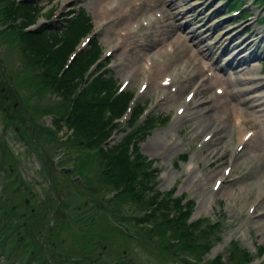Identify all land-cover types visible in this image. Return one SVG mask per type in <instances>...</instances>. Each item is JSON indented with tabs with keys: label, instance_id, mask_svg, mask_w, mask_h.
<instances>
[{
	"label": "rangeland",
	"instance_id": "rangeland-1",
	"mask_svg": "<svg viewBox=\"0 0 264 264\" xmlns=\"http://www.w3.org/2000/svg\"><path fill=\"white\" fill-rule=\"evenodd\" d=\"M92 1L95 0H71L68 3H63V0H0V87L6 86L1 79L2 75L11 78L12 83H18L19 92L24 96L23 104L26 107L38 106V114L34 123H31L37 126L41 138L40 147L44 149H40L41 153L37 151L38 148L30 143L26 129L22 130V135L27 143L24 141L20 149L8 134L0 133V157L4 153L10 158L8 165L14 170L13 173L0 175H5L0 178V194L4 196L0 201V209L12 208V205L16 208L24 207L22 199L28 197V190L34 191L37 198L40 197V191L25 179L26 175L29 179L36 174L37 163L43 164L44 180L48 178V168L53 169L49 176L53 181L48 193V205L56 203V200L60 201L57 209H53L52 217H64L71 221L90 212L94 206L95 221L104 215L110 227H113L112 233L104 234L101 230L109 227L104 221L103 225L97 224L94 228L101 236L94 234L87 237V241L80 242L79 239L77 243L74 239L71 242L73 245H69L70 242L68 245L64 243L62 253L53 256V250L48 256L50 264H78L76 250H87L92 245L96 247L97 240H101L104 245L110 242L106 250L98 249L101 252L98 260L101 264H107L113 256H117L114 260L124 261L125 264H264V115H260L264 113V0H241L237 7L241 10L235 14H232L234 9L230 6L232 0H163L164 6L158 5L156 10L150 11L148 4L152 2L148 3L147 0L145 5L146 0H132L135 15L132 24L135 26L129 27L131 32L136 33L137 26L141 28L138 34L147 32L145 27L148 19L152 23L161 18V13H172L155 22L158 27L169 23V29L172 27L173 30L168 36H164V45H155L145 52L147 57L136 62L141 67L139 74H135L136 68H126L123 64V59L130 57L129 53H125V56L120 55V52L125 51L128 46L111 50L110 45L117 44L119 40L113 35L114 30L103 25V20L94 11ZM124 1L114 0L108 8L121 9ZM22 2L26 3L23 4L26 8L22 7ZM166 5H171L168 10H164ZM32 8L37 10L33 11L28 25L23 14L29 13ZM122 9L125 11L129 6ZM247 14L248 18L243 20L242 17ZM125 20H131V16ZM125 20L120 19L119 22L125 23ZM71 21L73 33L68 36L62 25L69 26ZM80 23L82 27L79 26ZM156 25L152 28L153 24H150L148 31L158 28ZM118 26L114 28L117 29ZM35 28L43 29L42 34L35 35H39L46 44H49L54 32L59 31L62 33L61 38L69 46L74 45L83 53L81 73L70 72L67 75L70 76L67 80L77 88L68 90L66 95L62 90L55 91L60 81L59 72L65 65H60V60L55 58L42 60L34 56L28 47L27 34ZM178 35L186 39L193 50L198 48L202 54L198 56L201 65L200 69L196 68L199 77L194 83L197 86L202 83L208 90L205 96H197L200 101L197 107L201 112L205 111V117L219 126L218 133L214 135H210L206 129H196L200 117L189 116L174 124L178 104L166 103L157 98V89L163 86L162 81H166L167 74H155L154 71L151 74L148 65L151 59H156L164 63L173 74L180 73L186 67L185 54L170 63L167 58L163 60L160 56L163 53L169 56L172 54V47L168 42ZM226 36L232 38L227 39L229 47L225 49L223 45L226 44L222 40ZM87 37L90 39H86ZM130 38L127 39V44L133 43L134 37ZM242 41L249 43V46L243 52H238ZM250 52L255 57L249 60L248 71H233L227 67L234 55L242 57ZM97 53H100V62L90 66L97 60ZM74 55L71 53L69 57ZM70 59L72 58L67 59V63L72 61ZM203 65L205 67H201ZM3 68L6 72L2 73ZM191 71L193 72V65L186 70V76ZM98 76L110 83L107 90L111 95L127 93L131 96L135 93L136 103L148 112L147 120H144V115L137 117L135 107L127 109L118 122L103 112L105 121L108 120V127L113 128L112 135L107 138L102 133L98 137L78 132L71 117L65 122L67 112L73 110L71 100L77 95V91L92 83ZM184 77L183 75L182 78ZM194 83L184 89L181 96L190 93L195 87ZM181 84L176 83L170 94L175 93L174 89ZM219 90L222 92L219 93ZM235 90L240 92L236 95V101L228 97L229 92ZM24 91L27 93L24 94ZM6 92H11V88H6ZM226 99L229 104L240 101L241 110L238 112L244 114H237V117L233 116V119H228L225 123L227 113L215 111L213 107L227 101ZM17 112L10 116H16ZM243 121L258 127H240ZM62 122L65 123L63 127ZM18 127L21 125L18 124ZM240 128L245 135L248 134L249 142L238 149L237 135ZM170 138L176 140L175 148ZM90 140L92 145L88 147L86 144ZM203 148H208L215 154L219 152L218 156L228 150L227 157L218 162L215 170L216 178L223 177L219 188L214 184L213 177L209 178L212 169H209L208 164L216 158L210 154L206 161L203 160ZM80 152H84V155L80 154L81 158L74 161L73 156H78ZM121 152L128 157L129 162L137 154L143 162L151 160L153 168L150 169H158L160 172L157 178L151 179L147 184L149 191L146 194L156 197L159 193L167 203L168 210L155 213L150 222L145 217L152 209L138 204L127 193L115 195L120 188L113 187L101 175L103 170H107V164L111 163H107L109 157L113 158ZM58 155L61 157L59 163H52L49 158ZM12 157L20 160L23 168H27L26 172L14 163ZM80 161L82 163L79 164ZM55 164H58L57 169L53 168ZM3 168L7 169L6 162L0 160V172ZM68 168L71 170L67 174L64 170ZM46 186L47 182L43 187ZM146 194L142 191L143 200L146 199ZM123 200L125 201L122 202ZM84 202L87 204L84 205ZM46 203L47 201L42 200L43 205ZM72 210L75 212L69 214L68 211ZM170 219L177 222H170ZM161 224V232L156 233L155 227ZM83 227L84 223L75 226L76 236L83 235L80 234ZM125 231L127 236L123 234ZM34 233L36 234V230ZM14 247L12 245L11 250ZM10 251L6 250L5 254L9 255ZM17 252L16 250L10 254L7 260L0 259V264H20L22 258L18 261ZM28 253L27 250L24 251V254Z\"/></svg>",
	"mask_w": 264,
	"mask_h": 264
},
{
	"label": "flooded vegetation",
	"instance_id": "flooded-vegetation-1",
	"mask_svg": "<svg viewBox=\"0 0 264 264\" xmlns=\"http://www.w3.org/2000/svg\"><path fill=\"white\" fill-rule=\"evenodd\" d=\"M1 72H6V70L3 68ZM1 79L6 86L0 87V133H2V135L8 134L11 141L14 142L15 140V142L18 143V149H20L24 145V141H26V138L22 135V130L26 129V131L29 132L30 143H32L35 148H38L37 151L41 153L40 149L44 150L42 146L40 147L41 138L39 137L37 126L32 124L35 121V116L38 114V106L32 105L35 100L31 102V107H26L23 104L24 96L19 92L18 83H12L10 81L11 78L8 79L4 75L1 76ZM6 88H11V92H6ZM23 93L26 94L27 92L24 91ZM15 111H18L16 116H10L13 115ZM18 124H20L21 127H18ZM80 154L84 155V152H80L78 156H73L74 161H78V159L81 158ZM49 159L52 163H59L61 157L59 155L57 157L51 156ZM0 160L3 163L6 162L7 166L6 170L3 168L4 170L0 172V175L7 172H14L13 168L8 165L10 158H7L5 154L1 153ZM13 160L14 163L20 166L19 161L14 158ZM78 163L80 164L82 161ZM57 165L58 164H55L53 168L57 169ZM52 170V168H48V178L44 180V166L43 164L38 165L37 163L36 174L34 173L27 181L40 191V197L37 198L34 191L28 190V197L22 199L24 207L16 208L15 205H12V208L0 209V236H2V238H0V259L2 261L3 258L7 260L10 254L17 250L21 252H17L16 255L18 261L22 258L20 264H50L49 257L51 253H53V250H55L53 256L62 253L64 250L62 249L64 243L68 245L70 242L69 245H73L71 242H73L74 239H76L77 243L79 239L80 242L84 240L87 241V237L89 238L94 234L101 236L100 233L94 231L97 224L103 225L104 221H106L109 227L103 229V231L101 230V232L106 235L112 233L111 230H113V227H110L109 221L106 217L104 218V215L98 217L100 220L95 221L96 218H93L96 214L93 215V211L95 210L94 206L90 212L83 213L78 218H73L71 221H67L64 217H52L54 213L53 209H57V204L60 202L56 200V203L48 205V193L49 189L52 187L53 181L49 176H51ZM70 170L71 168L69 171H64L68 174ZM4 176L5 175H2L0 178ZM45 182H47V186L43 187ZM3 199L4 196L0 194V201ZM42 200L45 202L47 201L46 205L42 204ZM52 201L55 202L53 199ZM86 204L87 203L84 202V205ZM78 208L79 207H77V210ZM68 212L72 214V212L75 211L72 210ZM79 223H84V227L80 231V234H83L82 236H76L74 233L76 229L75 226ZM9 228L11 230L8 231ZM34 230H36V234ZM96 243V247L92 245V247L87 248V250H83L82 248L77 249L76 245L74 246L77 249L75 253L79 256L76 259L78 264H101L100 261H98L101 256V252L98 249L101 248L103 251L106 250L110 242H105L106 245H104L101 240H97ZM12 245L15 246L14 250H11ZM6 250L7 252L11 250L9 255L5 254ZM25 250L29 253L24 254ZM23 255H27V257L23 258ZM116 257L117 256H113L110 258L107 264H125L123 263L124 261L118 262V260H114Z\"/></svg>",
	"mask_w": 264,
	"mask_h": 264
},
{
	"label": "bare ground",
	"instance_id": "bare-ground-1",
	"mask_svg": "<svg viewBox=\"0 0 264 264\" xmlns=\"http://www.w3.org/2000/svg\"><path fill=\"white\" fill-rule=\"evenodd\" d=\"M69 1H71V0H63V3H68ZM113 1L112 0H95V1H92V3H94V7H95L94 11L97 12L98 17L101 20H103V25H105V26L108 25L107 28L112 29V30L115 31V32H113V35L117 36V40H119L117 44H111L110 45L111 50H117L119 48V46H121V47L128 46L125 51L120 52V55H123L125 53H129L130 59H128L127 57L124 58L123 60H125V63H123V64H124V66L126 68L127 67L128 68H130V67L136 68L135 74H139V72L141 70V67L137 66L136 62L138 60L143 59L144 57H147L145 52H147L149 49L153 48L155 45H157V44L164 45L165 44L164 41L166 42V37H164V36L165 35L168 36V34H170L169 32L172 29V27H171V29H169L170 28V24L169 23L164 25V26H162V27H158V25H156L155 22H157V20L159 21L161 18H162L161 20H163V17H167L168 14H172V13H166V14H165V12L161 13V18H159L157 20L155 19L154 21H152V23H151V20L148 19V21L146 22V27H145V29H147V32L138 34L140 32V30H141V28H138V26H137V29H136V33L135 32H131L130 29H129V27L131 28V25H133L132 24V22H133L132 19H134V17H135V15L133 14L134 13L133 12L134 5L131 3L132 0H125L124 3H122V7H120L121 9H119V8L116 9L115 7H113L112 9L108 8V5L112 4ZM150 2H152V4H148L149 5L148 11L156 10V6H158V5L159 6L160 5L164 6V3H165L163 0H148V3H150ZM145 5H147V0H146ZM128 6H129V9H127L125 11L122 9L123 7H128ZM170 6L171 5H166V9L164 8V10H168ZM144 8H145V6H144ZM158 12L160 13V11H158ZM128 16L129 17L131 16V20L126 21L125 19ZM120 19L125 20V23H124V21L122 23H120L119 22ZM165 22L166 21H164V24H165ZM150 24H153L152 28H154L155 25L158 28L154 29L153 31H151V30L148 31V26ZM118 25H120V26H118ZM116 26H118L117 29L114 28ZM134 26L135 25H133V27ZM141 27H143V25ZM130 37H134L133 43L131 42V43L127 44V39L129 40ZM228 38H232V37L226 36V38H224V40H222L223 43L226 44V45H223L225 49L227 47H229V42L227 41ZM168 44H170L171 47H172L171 48L172 54L169 56L166 53H163V54L160 55L161 58L163 57V60L167 58V62L170 63V62L173 61V59L182 58L181 56H184V54H185V58L187 59L186 67L183 68V70L180 73L173 74L171 71H168V69L166 68L164 63L162 64V62H159V60L157 61L155 59V61H154L153 59H151L152 61H151L150 65H148L149 66L148 68L151 70V74L153 73V71L155 72V74H158V73L163 74V72H166L167 75H165V76L168 77V80H167L168 82L166 83V85H164L162 87H159L160 89H157L158 90L157 98L159 100L160 99L161 100H165L166 103H170L171 102L172 104H178L177 107H176L177 109H176V115L174 117V120H175L174 124H176L178 121L181 122V121L185 120L189 116H195L196 118L200 117L196 129H198V128L206 129V130L209 131V134L212 133L213 135L218 133V131H219L218 127L219 126L215 122H213L211 119L205 117V113H204L205 111L201 112V110H199V108L197 107V105L200 104V101H199V99H197L198 98L197 96H199V95L205 96L206 93H207V90H208V88L206 86H204L202 83H199L198 86L196 85L197 83H194L195 79H197V77H199V73L196 70V68L200 69V65H201V63H200L201 60L198 59V56L202 55L200 50L198 48L193 50L192 49V45L189 44L186 41V39L182 38L181 35H178V37L173 38L171 41L168 42ZM248 46H249V44H247L244 47V49H246ZM244 49H240V50H238V52H243ZM252 54L253 53L250 52L247 56H242V57H237V55H234V57L229 62L227 67H229L233 71L234 70L236 71V69H239L240 72L244 71V70L248 71L247 70L248 69L247 65L249 63V60L252 57H255ZM125 56H126V54H125ZM192 65H193V72L191 71L190 75L186 76V74H185L186 70ZM244 65H246V66L243 67ZM201 67H205V66L203 65ZM150 70H148V72H150ZM142 75H140V77ZM183 75L185 76L184 78H182ZM211 75H213V74H211ZM150 76L152 78V75H150ZM144 78H146V77H144ZM160 79H159V81H160ZM163 79H164V77H163ZM152 80L155 81L153 78H152ZM207 80L209 81L210 79L207 78ZM220 80L221 79L219 78V81ZM219 81L217 79L218 83L221 82V81L220 82ZM162 82H164V81H162ZM149 83H151V82H149ZM176 83H178V84L182 83V84L179 85V88L176 89L175 93L170 94L172 89L175 87L174 85ZM191 83H194L193 84V85H195L194 89H192V91L188 95L186 94L187 96L186 95L181 96L182 92L185 91L184 89L189 88V87L192 86V85H190ZM158 84H159V82H158ZM215 84H217V83H215ZM230 85L232 86L231 83H230ZM155 87H157V86L155 85ZM239 93L240 92H237L236 90L235 91H230L228 97L231 100H235L236 101L237 100L236 95H239ZM240 104H241L240 101H237L235 103L233 102L232 104H229V102L227 100V101H222L221 103H218L217 105H214L213 109L215 111H222L224 113H227L226 120L224 121L226 123L228 121V119L231 120V118L233 119L234 117H237V114H242V115L244 114L243 112H240V113L238 112V110L240 109V106H241ZM260 112L261 111H259V113ZM260 115H264V113L263 114L261 113ZM235 120H236V118H235ZM248 126H250L252 129L258 127L256 124H253L252 126L250 124L248 125V122H245V121L242 122V126H240V127L247 128ZM243 133L244 132L242 131L241 128H240V130L238 129V135H237V138H238L237 148L238 149L239 148H243L249 142V140L247 138H245V136H244L245 133L244 134ZM262 136H263L262 140H264V134ZM170 140L172 141L173 147L175 148L177 146L175 144L176 140L174 141V140H172V138H170ZM210 154L212 155V157H215L216 159H214L213 161L209 160V161H211V163L208 164V167H209V169H212V174L209 175V178L213 177L212 179L214 180V184H217V186L219 188L220 185L222 184L223 177L222 178L221 177H217L216 178L215 170L218 167V162L221 161L222 159H225L227 157L228 150L223 152L221 154V156H218V154L220 155L219 152H216V154H215L214 152L210 151V149H208V148L204 149L203 148V155H204V159L203 160L206 161V158L208 156H210ZM189 174H190V172H189ZM206 178H208V176ZM192 188H193V186H192Z\"/></svg>",
	"mask_w": 264,
	"mask_h": 264
},
{
	"label": "trees",
	"instance_id": "trees-1",
	"mask_svg": "<svg viewBox=\"0 0 264 264\" xmlns=\"http://www.w3.org/2000/svg\"><path fill=\"white\" fill-rule=\"evenodd\" d=\"M240 1L241 0H232L230 2L231 8L236 9V7L240 6ZM23 4L26 3H21L22 7L26 8ZM34 10L37 9H31L29 13L23 14L26 24L30 23V17ZM72 25L71 21L70 25L67 26L68 28L64 30L68 36L71 35V32L73 33ZM79 26L82 27L81 23ZM42 31L43 29H37L35 30V33L31 32L27 34V40L29 42L28 47L31 51H33L34 56H37L45 61L55 58L60 60V65H65L67 61L66 59L73 52L75 46H69V43L65 39L63 40L61 38L62 33L59 31L54 32L53 36H51L49 44H46L45 41L39 37V35L42 34ZM36 33L39 35H35ZM50 50H52V52ZM82 54L74 58L71 64L65 69V72L59 76L60 81H58L59 84L55 87L56 92L62 90V92L66 95L68 94V90H75L77 88L69 80H67L70 78V76L67 75L70 72H73V74L81 73L80 66L83 60ZM109 84L110 83L102 80L98 76V78L93 79L92 83L78 90L77 95H75V97L71 100L73 110L72 112H67L68 115L66 120L68 121L70 117L71 119L73 118V122L76 124L78 132L86 133L89 136L90 134H94L96 136L98 135V137L101 136L102 133L103 137L106 136L105 138L112 135L113 128L110 126V130V127H108V120L105 121L103 112L108 113L109 117L112 116V120L122 118V115L131 101V96L127 93L121 94L120 96H115L114 93L111 95L107 90V85ZM142 113L143 109L138 108L137 116L140 117ZM104 127L106 129H104ZM91 145L92 142L90 140L88 146ZM139 159L140 157L137 154L133 161L129 162L128 157L125 154H122V152L118 153L113 158L109 157L107 163H111L107 164L108 169L106 173L110 184L112 183L113 187L115 186L116 188H120L115 195L117 193H127L128 197L137 201L138 204H143L146 208L152 209L145 217L150 220L155 217V213L168 210V207L167 203L164 202V198L159 193L155 195L156 197H150L146 194L149 191V189H147V184L151 179L157 178L159 170L150 169V167H152V161L149 160L147 162H143ZM129 163L131 164L129 165ZM142 191L146 194V196H144L146 199L144 200L143 197H141ZM124 201L125 200L122 202ZM171 221L174 223L177 222V220L173 219H170V222ZM161 226L162 224L159 227H155L156 233L161 232Z\"/></svg>",
	"mask_w": 264,
	"mask_h": 264
},
{
	"label": "water",
	"instance_id": "water-1",
	"mask_svg": "<svg viewBox=\"0 0 264 264\" xmlns=\"http://www.w3.org/2000/svg\"><path fill=\"white\" fill-rule=\"evenodd\" d=\"M68 171V170H67Z\"/></svg>",
	"mask_w": 264,
	"mask_h": 264
}]
</instances>
